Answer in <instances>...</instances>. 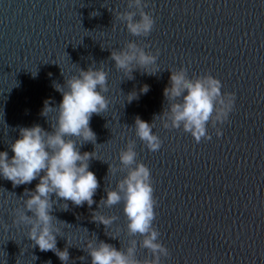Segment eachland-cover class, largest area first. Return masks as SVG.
I'll list each match as a JSON object with an SVG mask.
<instances>
[{
    "label": "water",
    "instance_id": "95a60500",
    "mask_svg": "<svg viewBox=\"0 0 264 264\" xmlns=\"http://www.w3.org/2000/svg\"><path fill=\"white\" fill-rule=\"evenodd\" d=\"M147 3L156 22L143 38L132 36L115 18L126 0H0V151L13 155L10 144L19 138L20 127L39 124L50 131L55 114L47 120L41 111L46 100L54 106L62 101L53 84L102 63L109 70V108L91 118L96 146L80 147L82 153L95 151L89 170L100 184L96 203L91 209L68 202L63 210L62 200L53 206L52 215L65 222L57 247L71 245L68 264H91L81 249L88 238L117 249L127 246L123 202L99 209L118 217L108 228L92 221L91 214L106 198L104 189H114L123 177L108 168L119 165V152L130 138L154 181L155 224L171 253L163 264H264V0ZM130 40L148 44L146 51L159 50L160 72L150 76L137 70L128 80L116 70L110 51ZM181 66L190 77L210 73L219 79L222 91L236 94L235 110L228 122L217 125L221 137L209 126L212 139L199 144L182 129L166 130L157 120L153 131L163 143L150 152L132 126L137 116L151 123L162 113L168 69ZM144 85L150 90L141 94ZM134 90L138 99L129 103L127 95ZM38 182L13 188L0 177V264H62L52 251L32 246L26 227L11 226V210ZM113 234L118 239L109 237ZM137 255L143 259L148 253L139 249Z\"/></svg>",
    "mask_w": 264,
    "mask_h": 264
},
{
    "label": "clouds",
    "instance_id": "9594fccd",
    "mask_svg": "<svg viewBox=\"0 0 264 264\" xmlns=\"http://www.w3.org/2000/svg\"><path fill=\"white\" fill-rule=\"evenodd\" d=\"M146 9L147 0H126L125 10L115 11V18L132 36L147 38L156 21ZM148 47L146 43L130 40L118 50L111 49L108 59L114 61L116 70L128 80L135 78L133 73L137 70L155 76L160 72L159 50L153 53L146 51ZM168 70L170 79L163 89L167 106L153 117L151 123L137 116L132 126L135 137L150 152L159 151L163 141L153 131L157 120L166 130L182 129L197 144L212 139L209 126L215 130L217 138L221 137L222 128L217 125L229 121L230 113L235 110L236 94L222 91V82L210 73L190 77L183 66ZM108 76L109 70L102 63L100 67L91 64L87 70L80 68L77 74L64 77L62 85L54 83L62 101L54 106L46 100L41 111L47 120L49 113L55 114L54 122L49 123L51 130H45L39 124L20 127L19 138L10 144L13 155L9 157L8 151H0V177L11 181L13 188L39 180L34 190H24V195L19 198L21 203L11 210V226L26 227L32 246H38L42 252L52 251L62 264H68L70 260L68 247L71 245L67 242L63 250L57 247L60 225L65 222L52 215L53 206L62 200L63 210L68 209V202L77 207L87 204L91 209L96 203L93 197L100 184L89 166L90 161L97 158L95 151L82 153L80 147L86 143L97 144L90 121L94 114L102 115L109 108ZM149 90L150 86L144 85L140 93L146 94ZM127 97L131 103L138 99V93L134 90ZM119 162L118 166L109 165L108 173L122 172L124 175L114 189H104L106 198L100 199L91 219L105 228L110 227L118 217L106 216L99 209L102 206L112 208L123 202L127 246L117 249L95 237L88 238L81 249L90 256L91 264H163V259L169 258L171 253L159 239L161 234L155 224L158 201L154 195V181L149 167L138 159L135 139H128L120 150ZM3 227L7 230L9 225L5 223ZM109 237L118 239L115 234ZM139 249L147 250L148 255L140 259Z\"/></svg>",
    "mask_w": 264,
    "mask_h": 264
}]
</instances>
